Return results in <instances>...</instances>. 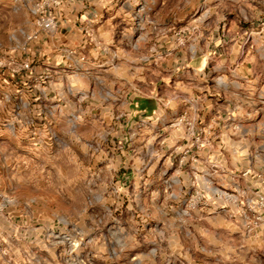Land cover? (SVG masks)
Returning a JSON list of instances; mask_svg holds the SVG:
<instances>
[{
	"label": "rangeland",
	"instance_id": "374dc122",
	"mask_svg": "<svg viewBox=\"0 0 264 264\" xmlns=\"http://www.w3.org/2000/svg\"><path fill=\"white\" fill-rule=\"evenodd\" d=\"M33 3L0 0V264H264V221H256L264 216L257 207L264 156L204 157L194 176L191 160L172 155L174 142L150 125L154 103L138 99L128 109L116 94L120 82L137 85V68L149 75L150 63L132 56L139 51L149 59L154 39L168 35L179 48L196 47L200 32L187 39L184 27L233 19L247 26L262 17L264 0H172L170 14L160 1L142 0L137 6L150 8L141 13L143 30L133 36L117 29L113 40L122 51L108 45L109 62L94 79L58 67L61 42H27L37 31ZM171 18V30H153ZM137 37L133 50L127 41ZM114 55L119 60L112 62ZM124 110L130 116L118 120ZM237 145L246 154L264 142ZM246 170L255 173L244 176ZM201 172L222 195L207 188ZM190 176L198 190L189 188Z\"/></svg>",
	"mask_w": 264,
	"mask_h": 264
},
{
	"label": "crops",
	"instance_id": "0c3cea01",
	"mask_svg": "<svg viewBox=\"0 0 264 264\" xmlns=\"http://www.w3.org/2000/svg\"><path fill=\"white\" fill-rule=\"evenodd\" d=\"M61 1L62 6L57 17L58 33L54 37L55 43L65 41L72 46L78 45L81 37V26L89 25L96 40L103 42L105 38H109L110 42L103 43L112 47L116 51L115 53L122 51L119 48L123 43L114 42V32L117 29L126 30L131 25L130 16L137 4L142 2V0ZM159 1L162 6L167 8L169 14L173 13V8L168 5L172 0H150V4L155 6ZM255 16L257 15L255 14ZM155 24L162 26L165 31H169L173 27L174 18L163 22L156 21ZM244 27L245 25L238 24L234 19L228 23L216 22L211 27L204 26L202 29L189 24L183 28L185 38H191V31L200 32L195 40L198 42V46L195 47L193 57L189 53V47L176 48L173 36L168 35L163 36L160 40H153V45L158 49V54L172 50V54L168 58L155 61V56L151 54L152 60L146 61L140 56L141 53L138 50V52H134V55L132 54L133 61H139L144 65L150 63L148 64L150 73L148 75L143 73L141 67L137 68L139 80L137 85L143 79L141 86L146 85L148 87L146 89L148 94L139 93L129 96L130 105L135 104L137 107L138 99L152 101L154 110L147 117L152 119L153 127L163 133L169 141L175 139L177 134H175L176 132L163 131L162 124L169 119L179 117L183 113H188L191 119H199L201 124H208L213 120L225 118L232 112L244 113L243 107L246 106L244 96L252 95L260 89L264 90V56L260 54L258 49L245 56H241L238 51L241 40L240 34ZM250 27L256 29V20L250 23ZM260 41L261 45H264V39L261 38ZM127 44L131 45L130 40L127 41ZM116 56L119 60L118 55ZM104 61L109 62L107 57ZM98 62L100 61L89 60L88 62L92 75L97 73ZM196 62L197 65H194ZM216 62L218 63V70L212 72L210 64ZM112 69L116 68L113 67ZM217 76H221L222 85H214ZM116 79L125 81L119 77ZM120 84L123 86L125 95L137 88L141 90V87L137 85L126 89L124 83L120 82ZM136 112L146 115L144 110H137ZM216 132H218L217 135L222 136L224 134L219 127H216ZM226 146L229 147L228 141L222 139L211 151L219 157L226 151L229 153L228 156H236L232 155L230 147L228 149Z\"/></svg>",
	"mask_w": 264,
	"mask_h": 264
},
{
	"label": "built area",
	"instance_id": "2783aa9c",
	"mask_svg": "<svg viewBox=\"0 0 264 264\" xmlns=\"http://www.w3.org/2000/svg\"><path fill=\"white\" fill-rule=\"evenodd\" d=\"M34 3L32 6L29 7L30 12L35 17V25L37 27V31L32 33L31 35H28L26 37V40L28 43H34V42H43V38H46V41L49 39H54L56 34L58 33V23H57V17L58 12L60 10V7L62 6L61 0H33ZM147 10H150V8L145 9L144 7L137 6L134 10V12L130 16V22L131 25L126 28L129 31L132 32V35L136 33L137 30H143V28L140 25L141 22V13L146 12ZM257 27L256 29L251 28L250 24L242 28L241 34H240V44L238 45V51L240 52L241 56H245L248 53H254L257 49L260 50V54L264 56V45H261L260 39H264V11H262V17L258 20H256ZM152 25V24H151ZM157 27L156 24L152 25L153 30H155ZM122 30V29H121ZM124 31V30H123ZM45 41V40H44ZM140 38H136L134 44L131 42V47L133 49H137V43H140ZM260 43V44H259ZM61 44L64 46L62 49L59 50L58 54H60V61L59 64L57 63L58 67L63 68L65 65L67 68H70L72 70L70 77H82L84 72L87 73V77L92 75V70L89 68L84 70V64L88 63L89 60L91 61H100L97 64V69L100 67H103L104 65H107L108 62L104 61L105 58H108V52L110 49L108 48L107 44H104L100 40H96L95 36L93 34V31L89 25H83L81 26V37L79 40L78 45H70L69 43H66L65 41H62ZM149 53L155 56V61H161L162 59H166L172 54V50L166 51L164 54H158L157 48L153 43L151 44ZM182 45V44H181ZM257 46V47H256ZM110 47V46H109ZM189 47V53L191 57L195 55V47L194 46H188ZM176 48H179L177 46ZM181 48V47H180ZM115 53V52H114ZM116 54V53H115ZM112 62L115 58H117L116 55L113 56ZM34 56H32V62L34 61ZM146 60H150L151 56L148 58H145ZM152 60V59H151ZM27 59V62L24 63L23 68L29 69L30 63ZM103 65V66H102ZM218 70V63H212L210 64V70L216 71ZM96 77H93V79ZM215 86L219 84H223L221 76L215 77ZM78 84L73 83V86L71 85L69 87V92L71 93L74 88H77ZM81 89H79L80 91ZM88 93V91H87ZM140 91L138 89L132 90L131 93L128 95H125L123 91L117 90L116 94L119 96V98L123 99V102L128 101V109L130 108V103L128 97L133 96L134 94H139ZM82 94V93H81ZM93 96V91L90 93ZM83 96L87 97L86 93L82 94ZM105 97H103L105 101H110V99L113 97L112 93L110 91H106ZM85 97L82 98V100L85 99ZM245 101V109L244 113L236 114L232 112V114L226 115L225 118H220L213 120L209 122L208 124H201L200 120L197 118L191 119L188 115V113H183L179 117L169 119L167 122H164L162 124L163 131H170V132H176L177 137L171 141L174 142V150L172 151V155H181L182 160L189 159L191 160L192 164L190 165V169L194 173V176L197 172L201 171L198 169L199 160H203V158H212L215 159L219 157V155H214V153L211 151L212 148L217 145L222 139L224 141H228L231 154L232 155H239L240 157L247 156L249 158L253 159L257 157L264 156L263 152H256L258 148H263L262 145L255 146L253 151L247 150L246 154L242 153V149L238 148V143H245V142H264V120L261 119L263 117L264 112V90L260 89L257 92H254L252 95H246L244 96ZM122 102V106L124 103ZM145 114L140 113L139 116H144ZM130 114H127L125 110L123 113H121L117 119L122 121H127L125 117H129ZM150 118V117H149ZM150 125L154 126L152 124V119L150 118ZM216 127H219L221 130H223V135H217L218 132H216ZM156 128V127H155ZM159 133L158 136H165L160 131H157ZM157 135V134H156ZM167 140V139H166ZM218 140V141H217ZM163 143V140H162ZM182 143L184 145L176 147L175 144ZM173 148V146H172ZM211 151V152H210ZM175 152V153H174ZM182 160L180 163H182ZM215 166V165H214ZM216 167V166H215ZM199 170V171H198ZM264 170V168H263ZM192 173V174H193ZM202 173V172H201ZM214 173H218V169L214 170ZM255 172L253 170H246L244 172V176L252 175ZM202 176L204 177L207 182L205 183L207 188L209 190H212L213 192H217L220 195L223 193L219 190L221 188V185L219 187H216L215 184L209 180L206 176L202 173ZM191 177V176H190ZM178 184L181 183L180 180L176 179ZM182 188V186H180ZM190 189H199L198 181L195 177L190 178ZM227 197L230 199L233 198V195L225 193ZM200 196V195H199ZM198 196V197H199ZM257 207L261 212L264 213V197H260L259 202L257 204ZM257 223H263L264 216H259L256 219Z\"/></svg>",
	"mask_w": 264,
	"mask_h": 264
}]
</instances>
